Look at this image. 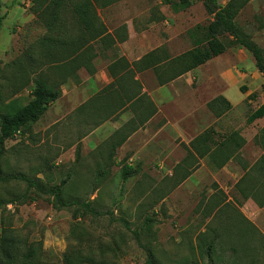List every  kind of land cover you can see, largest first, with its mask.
I'll return each mask as SVG.
<instances>
[{"label": "rangeland", "instance_id": "1", "mask_svg": "<svg viewBox=\"0 0 264 264\" xmlns=\"http://www.w3.org/2000/svg\"><path fill=\"white\" fill-rule=\"evenodd\" d=\"M169 1L122 0L97 9L118 39L128 32L113 55L135 61L156 51L137 77L157 113L132 132L127 124L132 115L120 109L115 82L106 87L111 52L97 55L88 71L76 70L66 61L76 49L61 52L59 45L74 30L73 20L62 14L49 33L50 18L38 19L30 0H0V113L9 101L26 104L36 77L61 90L30 130L4 143L0 159L5 173H23L44 188L65 181L62 198L74 203L61 208L52 195L28 190L24 181H0V200L13 201L0 208V231L41 240L42 264H66L65 255L79 254L105 264H145L148 249L157 264H264V210L251 208L252 202L264 204V179L254 171L240 178L262 154L255 137L264 117L250 124L246 118L264 105V78L252 56L233 47L159 87L157 75L171 74L169 59L194 46L189 32L208 19L201 1L178 9L170 5L177 0ZM216 2L223 6L228 0ZM235 18L264 49V29L258 28L264 24V0H249ZM49 34L53 40L42 50L39 42ZM118 83L131 91L126 79ZM100 89L102 98L78 113L76 107ZM219 95L232 107L217 117L207 103ZM141 112L140 106L136 113ZM105 116L113 117L93 133ZM190 151L207 153L199 160ZM126 167L132 175L124 178ZM196 167L197 179L183 183ZM244 213L262 221L260 232ZM203 230L206 236L196 239Z\"/></svg>", "mask_w": 264, "mask_h": 264}, {"label": "trees", "instance_id": "2", "mask_svg": "<svg viewBox=\"0 0 264 264\" xmlns=\"http://www.w3.org/2000/svg\"><path fill=\"white\" fill-rule=\"evenodd\" d=\"M33 3V13L38 19L43 20L44 17H49L48 22L49 33L54 31L56 22L59 20L62 14H65L68 19L73 20L78 27L83 29L84 34L90 38H100L102 41L113 37L110 33H107V29L100 21L97 15L96 7H105L120 0H30ZM169 0H166L168 2ZM191 0H177L170 4L173 9L185 8ZM201 1L205 11L208 15L207 24L204 26L197 25L193 30L189 32V35L193 38L194 46L188 51L178 55L172 59H169L167 66L169 67L171 74L162 79L159 75L157 78L160 85L167 84L180 77L190 70H193L209 60L223 54L227 49L233 47H240L246 50L253 58L254 65L257 71L264 78V49L260 48L251 38L249 34L243 31L237 24L236 18L242 7L247 4L249 0H228V2L219 6L216 0H198ZM170 3V1L168 2ZM259 29H264V24L259 22ZM55 32H58L55 30ZM51 34L43 37L39 46L43 48H49L46 44L52 41ZM125 39L127 35L124 36ZM123 37V38H124ZM118 39V38H117ZM41 50V51H42ZM43 52V51H42ZM156 51H151L143 56L139 61L133 62V68L139 70L140 66H147L146 62L149 61ZM120 62H124L126 66H129L125 59L121 58L115 61L109 66V72L113 78V82L118 81L114 69L118 67ZM132 66V65H131ZM34 87L31 90L30 100L20 105L16 100L9 101L6 104V111L0 113V159L4 153V143L13 138L16 135L24 133L30 130L31 126L35 124L40 117L46 112L49 105L55 102L61 95V90L58 85L48 82L44 77L39 76L33 80ZM241 93L245 92V87H239ZM134 94L128 97L126 102H132L133 104L145 97V95ZM137 96V97H136ZM255 95H249L248 98H252ZM208 109L213 112L217 117L225 114L232 107L231 103L222 95L213 98L207 103ZM148 112H141L136 115L138 124L148 120V118L155 112L151 103L148 106ZM135 112V110H134ZM136 114V113H135ZM264 117V105H260L255 110L251 111L246 118V123L250 124L257 119ZM111 116H105L103 120H108ZM134 121V120H133ZM137 127H134L136 129ZM255 142L262 149V154L258 160L250 168V171H254L257 175L264 179V125L255 137ZM207 151V149H206ZM200 156H203L207 152L197 151ZM123 176L132 175V171L129 168L123 170ZM184 179L188 177L190 171L186 172ZM9 180H21L27 183V189L34 187L36 190L47 193L53 196L54 200L62 207H69L74 203L65 202L62 198V186L65 181H62L59 185L53 187L44 188L39 184L36 179L28 177L23 173H5L2 170L0 163V181L5 182ZM264 183V182H263ZM263 190V189H262ZM25 193L18 198L24 197ZM11 201L4 199L0 200V208ZM262 206L263 203H258ZM89 208V204L85 205ZM152 219L146 218L145 224H150ZM127 226V223L124 222ZM137 241H139L138 232H133ZM199 237H204L203 235ZM197 237V238H199ZM211 244L208 245V248ZM148 256L145 264H157V261L150 249L147 250ZM43 250L42 242L31 241L29 242L25 237L18 234L16 231L3 228L0 231V264H42L43 263ZM64 262L66 264H105L101 261H96L90 255H76L72 257L64 256Z\"/></svg>", "mask_w": 264, "mask_h": 264}, {"label": "crops", "instance_id": "3", "mask_svg": "<svg viewBox=\"0 0 264 264\" xmlns=\"http://www.w3.org/2000/svg\"><path fill=\"white\" fill-rule=\"evenodd\" d=\"M120 1H122V0H120ZM115 3H113V4H115ZM113 4H110V5L105 6V7H99V6L96 7V11H97L98 17L100 18V15L98 14V10L97 9H106V8L110 7L111 5H113ZM100 21L102 22V24L107 29V33H110L112 35L113 40H111L110 38H107L106 40L102 41L100 38H97V37L96 38H90L88 35H85L84 34L83 29H81L80 27H78V24H75L74 30L72 32H69L68 35L62 36V38L59 39L60 50H61V52H63L64 49H69V51H71L70 50L71 46L76 49L75 54L69 55L68 58H67V60H66L67 61V64L73 63L72 65H75V69L76 70L77 69H81V68H84L85 70H87L88 68H93L92 67V64H94L93 61L96 59L97 55H99V54L105 56V55H108L111 52V57H110V58H112V60H110V62L112 61L111 64H113L118 59H121V58L125 59V62H127L129 64V66H126V64L124 62H120L118 64V67L116 69H114V72H115L116 77L117 78L120 77V79H118V81L115 82V85H116V87L118 88V90L120 92V94L118 96L119 106L121 107L120 109H122V108L123 109L128 108V110L130 111V113L132 115L131 119L129 120V123H127V124L129 126H133V127H129V129L132 132H134V131L138 130L139 128H141L142 126H144L145 123H147L150 120V118H152L157 113V107L154 104V101L151 99V97L148 95V93L144 90L142 84L140 83V81H139V79L137 77L138 74L142 73L146 69L145 70H142V69L135 70L133 68V62H137L139 59H137L135 61H128L123 56L113 55L114 46L116 44H118V43L125 42L127 40V38H128V32L125 33V35H127V38L126 39H125V37L124 38H121V39H117V33L115 31L114 32L113 31H110V29H108L106 27L105 23L101 19H100ZM123 25L121 27H123ZM124 26L126 28V25H124ZM93 51H95V52L93 53ZM151 51H153V50H151ZM148 53H146V54H148ZM75 58H77V59L75 60ZM111 64L109 63V66ZM75 71H74V73H75ZM107 72L109 74V77H110V80L111 81L106 85V87H108L111 83H113V78H112V76H111V74L109 72V69H107ZM93 75L94 74H90V76H93ZM72 76H74L76 78V80H78V76H77L76 73H75V75L73 74ZM69 77H71V76H69ZM121 79H126L127 80L128 85H129L131 91H129V92L128 91H125L121 87V85L118 83ZM67 80H68V78L66 77V81ZM171 82H169V83H171ZM161 86H163V85H160L159 87H161ZM105 88H103V89H105ZM103 89H100V90L96 91L94 93V95L91 96L87 101H85L84 103L79 104L76 107V111L78 112V110H82L84 107L91 108L92 107L91 106V103L94 102L95 98H97V99L102 98V95L100 93H101V91ZM88 90L89 89L86 88L84 90V92H87ZM137 93H138V95H145V97L142 99V101L136 102L134 104L132 102H135V100L134 101H131V102H126V100H127L128 97H131L132 95L137 94ZM150 103L153 106L155 112L148 118V120L144 121L143 123L138 124L137 118H136V115H137L136 110H138V108L141 106L142 112H144V111H147L148 112L149 111L148 110V106H149ZM134 110H135V112H134ZM116 116H117V114H116ZM112 117L109 118L108 120H103V122L99 123L96 126L97 128L93 131V133L94 132H98L99 130L103 129L104 126H106V125H100V124H102V123H104L106 121H111L112 120ZM134 127H137V128L134 129ZM190 152H191L192 156L196 157L199 160L202 159V158H204L206 156V154H204L203 156H200L195 151H190ZM251 167H248L246 169L243 168V172H242V175L240 176V178H242L244 176L245 172L246 171H249ZM198 168L199 167L190 169L189 170L190 173H189L188 177H186L187 179L183 181V183L195 181L197 179L198 175H199V169L200 168L199 169ZM229 175H232L233 176L234 174H232V173L229 172V174H227V176L229 177ZM215 180L218 182V184H221L222 185V182L220 181L219 178H216ZM251 208H252L253 211L255 209V211H257V213H260L262 210H264V204L262 206H259L258 204L255 205L252 202L251 203ZM244 217L249 222H251V224H253L258 230L260 229L257 226V225H259L257 223L258 222L262 223V221H260L259 219H257V217L250 218L245 213H244ZM214 232H215V236L220 237L221 236V233H222V230H219V231L217 230V231H214ZM259 232H260V230H259ZM205 233H206V230H203V232L197 233L195 235V238L197 239V237H199L201 235L206 236Z\"/></svg>", "mask_w": 264, "mask_h": 264}]
</instances>
